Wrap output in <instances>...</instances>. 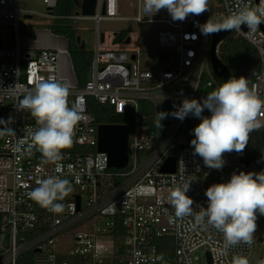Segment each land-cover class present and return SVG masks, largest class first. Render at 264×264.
Segmentation results:
<instances>
[{
	"label": "built area",
	"instance_id": "built-area-1",
	"mask_svg": "<svg viewBox=\"0 0 264 264\" xmlns=\"http://www.w3.org/2000/svg\"><path fill=\"white\" fill-rule=\"evenodd\" d=\"M36 1L50 10L45 17H58L53 12L58 0ZM118 1L96 0L93 15H82L79 9L66 16L96 22L90 75L80 87L62 75L60 57L68 54L67 49L27 50L20 46L19 18L35 12L21 7V0H0V19L8 21L17 36L14 46H5L3 40L0 46V120L8 122L11 118L7 126L15 133L0 136V240L7 238L0 249V264H160L164 258L161 252L169 247L171 255L163 264H195L199 259L196 252L202 248L209 252L212 264H232L235 255L247 257L249 264L259 259V264L264 257L250 261L255 233L250 244H238L218 256L222 233L197 225L193 216L176 218L170 203V192L182 176L191 179L186 195L193 199V210L198 212L207 207L205 191L211 185L227 182L234 172L264 171V158H244L235 152L224 154L222 169L206 167L203 158L185 142L200 119L189 115L181 121L170 114L185 98L202 102L208 94L204 89L219 87L210 63L211 35H203L198 24L203 25L213 15L226 17L242 5L237 0H209V10L203 14L169 22V27L157 32L158 62L146 67L141 64L135 35L128 43L116 42L117 32L100 30L103 20L145 21L139 12L133 17L121 16ZM262 2L244 0L253 8ZM247 31L242 25V31L232 30L230 34L257 50L259 70L250 88L264 99V23L254 34ZM48 79L68 85L69 106H78L82 114L73 146L62 150V159L55 163L46 162L32 144L29 132L35 131L36 122L29 111L18 108L19 99L36 82ZM90 99L110 104L129 119L128 163L123 168L113 170L108 151L98 146L101 122L89 108ZM157 112L169 113L161 121L162 127L157 126ZM210 115L205 109L204 116ZM187 119L195 126L181 132ZM4 127L0 124V129ZM170 156L176 157L175 171H163V163ZM50 176L66 178L74 187L63 201H57L65 206L62 213L41 208L28 195L39 180ZM141 186L152 188V194H138L136 189ZM262 219L264 215L257 212V226ZM28 252H33L32 258L21 259Z\"/></svg>",
	"mask_w": 264,
	"mask_h": 264
},
{
	"label": "clouds",
	"instance_id": "clouds-1",
	"mask_svg": "<svg viewBox=\"0 0 264 264\" xmlns=\"http://www.w3.org/2000/svg\"><path fill=\"white\" fill-rule=\"evenodd\" d=\"M209 0H143L144 13L152 16L161 10H167L174 21H184L190 14L201 15L208 11ZM242 5L229 15L218 20L210 18L200 31L205 36L221 31H242V25L248 28L247 34H254L259 25L264 23V2L256 8L237 0ZM69 87L55 79L40 80L34 88L19 99L18 108L27 110L36 122L35 131L29 132L32 144L41 152L46 162L55 163L62 159V150L73 146V138L82 114L78 106H69ZM176 111L170 113L183 121L192 115L200 123L192 130L194 139L190 144L194 154L203 158L210 169L220 170L225 164L224 154L233 151L242 153L248 144L253 130L264 127V99L249 87L247 78L232 77L218 88L208 93L202 102L185 98ZM207 109L211 115H202ZM157 126L169 115L157 112ZM11 123L0 120L5 127L0 129V136L15 135L7 126ZM191 179L181 177L180 183L170 192V203L175 217L183 219L193 216L199 226L213 227L223 235V246L216 250L218 256L227 254V250L241 243L250 244L257 230V212L264 215V171L259 173H233L230 180L215 183L208 187L206 208L198 212L193 210V199L186 195ZM73 189L66 178L48 177L38 181V187L28 193L29 197L53 213H62L63 201ZM138 194L151 195L153 189L141 186ZM232 264H249L247 257L235 255ZM264 264V261H260Z\"/></svg>",
	"mask_w": 264,
	"mask_h": 264
},
{
	"label": "trees",
	"instance_id": "trees-1",
	"mask_svg": "<svg viewBox=\"0 0 264 264\" xmlns=\"http://www.w3.org/2000/svg\"><path fill=\"white\" fill-rule=\"evenodd\" d=\"M213 8L211 12L214 11ZM53 12L59 18L58 21L54 22L50 26V30L55 34L63 35L67 39V50L71 58L76 81L78 86L82 87L89 78L92 51L86 50L85 47L82 46L77 28L72 23V20L66 18V16L78 13L79 9L75 5V0H58ZM217 17L218 16L213 15V19ZM127 35L128 32L124 30L120 31L117 33L115 41L120 42L124 40ZM218 46V56L228 66L227 72L221 76H218L213 71V75L218 85L220 86L222 83H224V81H227L232 77L239 78L243 76L248 79L250 87L254 76L259 70V54L255 47L245 39L234 36L233 34H229ZM213 90H215L213 86L204 89L206 93H210ZM199 91H203V89L200 88ZM89 108L91 112L94 113L97 122L122 124L129 123L128 117L124 114L116 112L113 106L110 104H101L94 99H90ZM202 115H204V112ZM194 126L195 123L187 119L181 127V132L188 131ZM194 138V133H190L186 138V144L191 146L190 142ZM237 154L244 158H264V127L253 130L249 135L246 148L242 153ZM112 169L118 170L116 168ZM161 254L164 256V258L160 264H163L167 261L166 257L169 254L171 255V247L167 248L166 252L162 251ZM32 255L33 252H28L22 256L21 259H27L29 261L32 258Z\"/></svg>",
	"mask_w": 264,
	"mask_h": 264
},
{
	"label": "rangeland",
	"instance_id": "rangeland-1",
	"mask_svg": "<svg viewBox=\"0 0 264 264\" xmlns=\"http://www.w3.org/2000/svg\"><path fill=\"white\" fill-rule=\"evenodd\" d=\"M217 2H220V0H217ZM119 3V12L121 16L133 17L139 12L141 18L145 21L138 22L133 19L103 20L100 23V30H111L117 33L124 30L126 32L136 33V43L141 48V54H139V57L142 59V66L149 67L154 65L155 62H158L157 59L155 60V50L159 49L156 40L157 32L160 29L169 27V22H176L178 20L174 21L167 10H161L160 12L149 16L143 11V0H119ZM20 4L21 7L35 12L31 17L21 16L19 18L18 33L21 45H25L24 43L26 42L30 43L31 41H34L43 31H50L53 33L50 30V26L58 21L59 17H45L44 14L50 11L46 4L42 1L36 0H21ZM72 23L77 28L79 37L84 43L85 49L93 51L95 46L96 22L90 19H75L74 21L72 20ZM0 32H2L5 46H7V44H16V31L8 21L0 19ZM24 47L25 46H23V48ZM63 57H65V55ZM63 71L65 73V79L71 84L74 83L73 74L69 64H67L66 69H63ZM71 187L72 189L74 188L72 185ZM259 236H264V219H262L257 226L254 236V248L250 261H254L260 256L264 257V237L263 240L260 241L258 239ZM6 244L7 238L4 236L3 239L0 240V249H3ZM196 254L199 259L195 260V264H208L205 248L200 249Z\"/></svg>",
	"mask_w": 264,
	"mask_h": 264
},
{
	"label": "water",
	"instance_id": "water-1",
	"mask_svg": "<svg viewBox=\"0 0 264 264\" xmlns=\"http://www.w3.org/2000/svg\"><path fill=\"white\" fill-rule=\"evenodd\" d=\"M75 5L80 9L82 15H93L95 13L96 0H75ZM105 12V5L102 7ZM29 17V15H25ZM221 18H215L218 20ZM117 34V33H116ZM230 34V31H221L218 34L211 35L210 38V63L213 71L221 76L228 70V66L218 57L216 49L218 45ZM103 40V33L100 35ZM130 41L127 36L125 43ZM2 45V32H0V46ZM134 54L132 57L134 58ZM100 149H105L109 153V165L115 168H123L128 163V125L119 123H101L99 124V144ZM176 168V157L170 156L163 163L162 170L166 172H174ZM208 264H212L209 252H206ZM259 261H255L256 264Z\"/></svg>",
	"mask_w": 264,
	"mask_h": 264
},
{
	"label": "crops",
	"instance_id": "crops-1",
	"mask_svg": "<svg viewBox=\"0 0 264 264\" xmlns=\"http://www.w3.org/2000/svg\"><path fill=\"white\" fill-rule=\"evenodd\" d=\"M119 8H120V3L118 1V9ZM74 14H76V13H74ZM70 20L74 21V19H70ZM133 35H135V38H136L137 34L136 33H132V32H128L127 36L131 37ZM79 39H80V37H79ZM2 40H3V35H2ZM18 41H19V39H18ZM135 41H136V39H135ZM95 42H96V33H95ZM19 43H20V41H19ZM3 44H4V42H3ZM24 44L25 45H21V43H20V46L22 48H23V46H25L23 49H27V50H32V49H34V50L37 49L38 50V49L44 48V47L52 48V49H67L68 48L67 39L63 35L51 33L50 31H46V32L43 31V32L40 33V35H38V37L34 41H31L30 43L26 42ZM81 44H82V46H84V43L82 41H81ZM7 46H14V45L7 44ZM62 54H61V57H60L62 75L63 76L65 75L63 69H66L67 64H69V66L71 68V72L73 74L74 83H77L69 52H68V54L67 53H65L63 55ZM64 55H65V57H63ZM89 75H90V72H89Z\"/></svg>",
	"mask_w": 264,
	"mask_h": 264
}]
</instances>
